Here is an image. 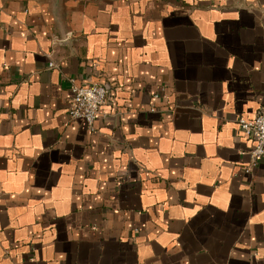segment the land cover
I'll list each match as a JSON object with an SVG mask.
<instances>
[{
    "label": "crops",
    "instance_id": "1",
    "mask_svg": "<svg viewBox=\"0 0 264 264\" xmlns=\"http://www.w3.org/2000/svg\"><path fill=\"white\" fill-rule=\"evenodd\" d=\"M260 111L264 0H0V264H264Z\"/></svg>",
    "mask_w": 264,
    "mask_h": 264
},
{
    "label": "built area",
    "instance_id": "2",
    "mask_svg": "<svg viewBox=\"0 0 264 264\" xmlns=\"http://www.w3.org/2000/svg\"><path fill=\"white\" fill-rule=\"evenodd\" d=\"M54 64L50 63V67ZM72 99L68 110L71 119L82 120L87 126L94 130V123L100 113L101 107L107 102L109 89L106 85L96 82L76 83L74 78L70 79ZM162 92H156L154 99H159ZM156 105L150 108L151 112L156 111ZM238 125L240 130L247 137L254 140L252 149L253 162L245 169L246 173L258 165L260 159L264 156V111H260L253 117H239Z\"/></svg>",
    "mask_w": 264,
    "mask_h": 264
}]
</instances>
